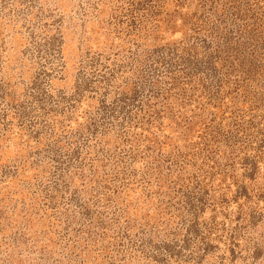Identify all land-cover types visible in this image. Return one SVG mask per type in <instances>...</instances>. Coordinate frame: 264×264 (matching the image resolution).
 Returning a JSON list of instances; mask_svg holds the SVG:
<instances>
[{
    "label": "rangeland",
    "instance_id": "rangeland-1",
    "mask_svg": "<svg viewBox=\"0 0 264 264\" xmlns=\"http://www.w3.org/2000/svg\"><path fill=\"white\" fill-rule=\"evenodd\" d=\"M0 264H264V0H0Z\"/></svg>",
    "mask_w": 264,
    "mask_h": 264
}]
</instances>
